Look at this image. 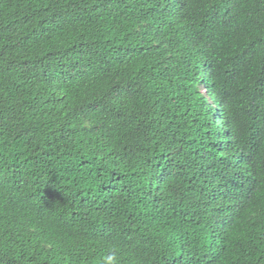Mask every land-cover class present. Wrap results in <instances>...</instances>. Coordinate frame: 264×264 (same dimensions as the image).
Masks as SVG:
<instances>
[{"label": "trees", "instance_id": "obj_1", "mask_svg": "<svg viewBox=\"0 0 264 264\" xmlns=\"http://www.w3.org/2000/svg\"><path fill=\"white\" fill-rule=\"evenodd\" d=\"M0 264H264V0H0Z\"/></svg>", "mask_w": 264, "mask_h": 264}, {"label": "clouds", "instance_id": "obj_2", "mask_svg": "<svg viewBox=\"0 0 264 264\" xmlns=\"http://www.w3.org/2000/svg\"><path fill=\"white\" fill-rule=\"evenodd\" d=\"M114 259V258H113Z\"/></svg>", "mask_w": 264, "mask_h": 264}]
</instances>
